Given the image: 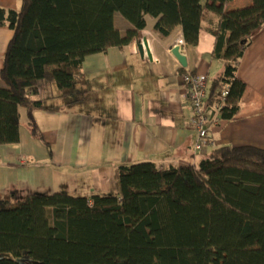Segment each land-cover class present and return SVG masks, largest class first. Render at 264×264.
<instances>
[{"label":"trees","instance_id":"trees-1","mask_svg":"<svg viewBox=\"0 0 264 264\" xmlns=\"http://www.w3.org/2000/svg\"><path fill=\"white\" fill-rule=\"evenodd\" d=\"M233 1L17 0L16 11L0 7V27L13 32L0 71V145L19 142V109L31 137L43 142L33 112L84 102L85 58L139 41L146 17L163 38L180 28L191 47L207 25L222 70L208 82L204 109L223 100L219 119L233 120L245 90L237 66L264 26V0L228 8ZM117 13L131 26L123 35ZM39 81L56 86L62 106L37 98ZM114 179L111 195L61 189L14 206L0 200V264H264L263 150L224 146L197 165H121Z\"/></svg>","mask_w":264,"mask_h":264},{"label":"crops","instance_id":"crops-1","mask_svg":"<svg viewBox=\"0 0 264 264\" xmlns=\"http://www.w3.org/2000/svg\"><path fill=\"white\" fill-rule=\"evenodd\" d=\"M250 3L235 0L228 8ZM18 6L17 0H0L5 10L16 11ZM155 22L146 17L140 38L146 41L145 48L139 50L137 41L85 58L84 102L61 112H33L43 142L31 137L25 110L19 109V142L0 145V200L14 206L28 196L52 195L61 189L76 197L111 195L117 191V166L197 165L224 146L264 151V26L251 38L237 66L236 78L245 84L238 115L209 125L212 145L195 152L192 111L181 76L187 69L209 82L219 76L222 63L211 57L214 37L206 24L196 47L186 45L183 68L171 54L174 42L183 38L181 29L163 38L155 32ZM114 25L122 35L131 28L116 14ZM12 35L9 28L0 27V71ZM57 95L54 84L37 83V98L47 105L62 106Z\"/></svg>","mask_w":264,"mask_h":264},{"label":"built area","instance_id":"built-area-1","mask_svg":"<svg viewBox=\"0 0 264 264\" xmlns=\"http://www.w3.org/2000/svg\"><path fill=\"white\" fill-rule=\"evenodd\" d=\"M139 44L142 45V41L139 40ZM177 47L181 55H184L186 44L182 37L178 38L174 44L173 48ZM146 58V56H145ZM182 80L186 86V94L185 97L188 100L191 111V127L196 133V140L193 146L195 152L202 151L205 147L211 146L212 141L208 137V126L217 124L221 120L219 119L218 113L221 110L222 102H219L214 106L211 114L213 112V116H211L209 111L204 109V102L207 97V87L208 80L205 75L195 74L190 72L187 69H184L182 74ZM226 93H223V97Z\"/></svg>","mask_w":264,"mask_h":264},{"label":"water","instance_id":"water-1","mask_svg":"<svg viewBox=\"0 0 264 264\" xmlns=\"http://www.w3.org/2000/svg\"><path fill=\"white\" fill-rule=\"evenodd\" d=\"M145 46H146V41L142 40V45L139 46V50L145 48ZM171 54L178 61V63L180 64L181 67H183V68L186 67V60H185L184 56L180 54L179 49L177 47L172 49ZM213 115L214 114L212 112L211 116H213Z\"/></svg>","mask_w":264,"mask_h":264},{"label":"rangeland","instance_id":"rangeland-1","mask_svg":"<svg viewBox=\"0 0 264 264\" xmlns=\"http://www.w3.org/2000/svg\"><path fill=\"white\" fill-rule=\"evenodd\" d=\"M116 16H117V18H120L123 22H125L126 24H128L127 21H125V20L121 17V15H119V14L117 13ZM119 27H120V26H119ZM121 29H122V28H121Z\"/></svg>","mask_w":264,"mask_h":264}]
</instances>
